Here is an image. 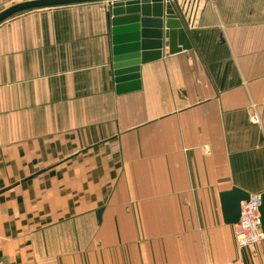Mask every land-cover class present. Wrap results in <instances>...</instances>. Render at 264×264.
<instances>
[{"label":"crops","instance_id":"1","mask_svg":"<svg viewBox=\"0 0 264 264\" xmlns=\"http://www.w3.org/2000/svg\"><path fill=\"white\" fill-rule=\"evenodd\" d=\"M172 2L190 48L125 93L107 2L0 24V263L264 264L221 200L264 193V0Z\"/></svg>","mask_w":264,"mask_h":264},{"label":"water","instance_id":"2","mask_svg":"<svg viewBox=\"0 0 264 264\" xmlns=\"http://www.w3.org/2000/svg\"><path fill=\"white\" fill-rule=\"evenodd\" d=\"M101 1L107 2L118 93L139 90L141 66L162 59L166 45L170 54L190 48V41L172 0H28L1 11L0 24L32 10ZM249 198L250 194L238 188L221 194L226 222H239L241 202ZM261 198L259 210L264 230V193Z\"/></svg>","mask_w":264,"mask_h":264},{"label":"built area","instance_id":"3","mask_svg":"<svg viewBox=\"0 0 264 264\" xmlns=\"http://www.w3.org/2000/svg\"><path fill=\"white\" fill-rule=\"evenodd\" d=\"M252 120L259 123L257 115H254ZM261 199V194H253L248 200L241 202V216L239 222L235 224V238L240 248L254 247L264 241V230L259 210Z\"/></svg>","mask_w":264,"mask_h":264}]
</instances>
